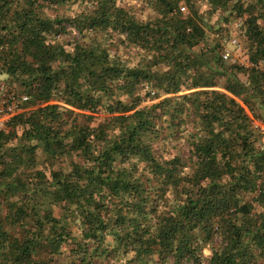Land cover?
<instances>
[{
  "label": "trees",
  "instance_id": "trees-1",
  "mask_svg": "<svg viewBox=\"0 0 264 264\" xmlns=\"http://www.w3.org/2000/svg\"><path fill=\"white\" fill-rule=\"evenodd\" d=\"M146 1L156 16L143 22L106 2L69 19L43 15V4L38 0H0V73L17 82L20 100L27 96L22 102L35 106L28 114L12 115L0 129V197L10 194L25 201L8 202L4 214L0 207V264H49L62 243L70 238L59 218L50 210L40 214L26 198L34 176L27 174L25 179L17 176L16 172L24 166L32 168L30 162L25 164L26 155L38 145L53 158L74 152L87 163L84 167L71 164L69 172L38 171L35 177L41 178V182L34 183L35 188L47 185L55 203L63 202L82 216L88 242L81 249L80 241L71 240L80 262H86L89 253L86 254L85 248L89 243L93 244L90 257L107 255L108 251L103 241L108 224L101 216V205L84 184L87 180L94 188H106L109 193L125 198V212L121 207L116 209L115 223L126 230L116 235L139 256L158 251L163 259L172 258V264L195 258L196 247L188 240V233L200 226L206 235L219 234L223 242L221 248L212 249L209 264H256L264 260V213L250 215L252 204L241 197L254 193V202L264 205V148L259 143L261 134H256L251 118L236 100L245 105L252 100L264 102V0H257L258 9L255 0H206L212 11L228 12L224 21L246 14L241 24L246 28L250 45L249 66L223 60L220 23L204 22L197 12L196 0ZM181 1L190 8L188 15L181 12L184 7L180 6ZM64 23H71L73 31L81 37L93 28L117 30L128 43L151 53L150 64L128 65L120 58H110L106 48L79 43L77 39L68 44L69 49L62 42L49 41L48 34L65 33ZM160 63L166 64L168 70L153 69ZM240 72L246 76L245 81L238 77ZM216 80H223L227 93L196 90L182 96L201 122L200 130L205 132L203 138L191 144L195 162L192 172L183 178L191 186L192 194L183 206L163 216L154 232L138 229L136 215L128 218L125 213L134 212L146 202V186L138 178L128 176V168L134 165L131 160L138 158L146 163L150 173L175 181L170 179L173 167L164 166L155 157L154 148L146 139L155 128L156 106L169 100L137 108L142 97L138 87L155 89L157 98L159 92L176 93L183 87L184 90L213 87ZM113 90L122 91L132 103L114 100ZM53 99L83 112L97 111L98 105H106L107 113H112L117 110L113 101L122 105V111L135 110L103 123L105 126L117 120L124 123L116 130L117 138L108 141L102 124L90 128L80 122L60 120V106L49 103ZM83 112L69 110L85 119L91 118ZM20 127L24 142L33 140L35 144L9 145L17 138L16 130ZM91 204L97 210L91 211L88 208ZM28 217L35 220L29 221ZM27 222L30 228L20 237L16 228L26 231ZM44 229L48 230V236L43 234ZM138 231L142 233L137 234Z\"/></svg>",
  "mask_w": 264,
  "mask_h": 264
},
{
  "label": "rangeland",
  "instance_id": "rangeland-1",
  "mask_svg": "<svg viewBox=\"0 0 264 264\" xmlns=\"http://www.w3.org/2000/svg\"><path fill=\"white\" fill-rule=\"evenodd\" d=\"M41 1L38 0L42 5L41 12L47 17H57V18H69L73 19L74 17L87 13L92 9L93 6H97L100 2H106L110 7H121L127 10L139 21H148L152 20L156 16V12L152 6L146 0H55V1ZM250 1V0H247ZM256 8L260 7V4L255 0ZM197 12L204 22H207L209 25H214L215 22L220 23L221 31L223 33V46L229 48L236 55V58L243 60L247 58L249 51V41L247 40V35L244 25L242 26L241 21L246 18V14L242 18L238 19L236 17L230 18L229 21H224L228 12H221L219 10L212 11L210 6L207 4L206 0H196ZM180 6H184V9L181 10L183 15L189 14V7L184 2L181 1ZM244 22V21H243ZM71 23H64L66 26L65 33L61 35H52L48 34L47 38L49 41H59L65 44L66 48H71L68 45L73 39H77L79 43L83 42L86 45L91 44L94 46H102L106 48L110 58L117 57L121 60H124L128 65L136 64H150L149 60L151 58V53L146 49L135 47L132 44L128 43L125 38L110 27L108 28H93L84 32V36L81 37L78 33H75L70 26ZM260 24H263L260 20ZM81 37V38H80ZM236 39L238 42V47H234V43L231 40ZM230 62H235L233 59ZM159 71L168 70V66L164 63H160L153 67V69ZM238 77L245 81L246 76L243 72L238 74ZM216 86L213 87H202L191 90H184L162 94L159 92L157 95L159 97L155 98V89L146 86L142 88L138 87L137 92L141 93V100L137 104V108L149 107L152 104H156L161 100L167 98L169 101L160 103L155 108V128L153 133H149L146 136L147 141L152 144L154 148L155 157L160 158L164 162V166H171V177L173 181L167 180V177L164 175H159L156 172H149V168L146 166V163L138 158L131 160V164L134 165L128 168V176L132 178H138L146 186V202L141 205L139 209H135L134 212H126V216L136 215L137 224H139L138 229L154 232L158 228L160 219L165 216L172 214L173 211L179 209L186 203V198L192 194L191 186L188 185L187 181L183 178L192 172L194 166V155L191 153V144L196 140L203 138L205 132L200 130L201 122H199L198 117L196 116L194 109L184 102L182 99L183 95H186L192 91L196 90H216L219 92H226L223 89V80H216ZM264 89V85H263ZM114 100H119L123 104L130 105L132 101L125 95H122V91L113 90ZM264 92V90H263ZM149 93V95H145ZM227 93V92H226ZM21 88L17 86L10 76L4 73H0V106L5 108L7 105H13L15 112H24L28 114L32 109L35 108L34 105L27 104V102H22L20 100ZM264 95V93H263ZM264 98V96H263ZM8 99H13L14 102L8 103ZM236 100L244 107L245 111L248 113L249 118L252 121V127L256 130V134L259 135V143L262 148H264V102L253 101L245 105L240 99ZM109 98L105 99V102H108ZM134 102V101H133ZM49 103L58 104L59 112L61 114V119L68 123L70 122H80L90 128H95L96 126L102 124V127L106 128V134L109 135L107 140L112 141L113 138H117L116 130L120 126L124 125L123 121L117 120L111 122L110 125L105 126L104 124L108 123L107 119L113 118L115 116L128 115L132 113L134 109L130 111H122V105L116 104L113 101L114 109L116 111L112 113H107L106 105H98L97 111H80L74 107L64 103L63 101L53 99ZM179 112L176 110L180 109ZM68 110V111H67ZM69 110L76 112H83L85 114L91 115L90 119H85L83 116H78L76 114L69 113ZM6 120V119H5ZM4 120V121H5ZM8 120V119H7ZM6 120V121H7ZM5 121V123H6ZM107 121V122H106ZM105 122V123H104ZM4 123V126H5ZM104 123V124H103ZM200 124V126H199ZM219 128L216 126V129ZM17 138L9 143V145H17L19 143H28L35 144V141L24 142L23 137L21 136L22 128H17ZM98 142V141H97ZM103 142V141H102ZM220 156V153L217 154ZM177 158L179 160L177 161ZM193 160V161H192ZM28 162L31 163L32 168H26L25 166L17 171V176L21 179H25L27 174L34 176V183L41 182V178L35 177L38 171L48 174L52 169L60 170L63 172L71 171V164H76L84 167L87 165L86 161L83 160L81 155L72 153L71 155L51 157L47 154L41 145L36 146L34 152L26 155L25 164ZM124 166H128L125 165ZM120 167L119 165L117 168ZM170 172V171H169ZM169 181V182H168ZM30 186V189L25 195L32 204L36 206V211L43 213L45 210H50L52 215L61 220L63 225H66L70 233V238L62 243L59 250L53 255L52 260L49 264H172V258H162L158 251L150 255H137L136 250L132 246L125 247V240L117 239V232L124 233L126 227L120 228L115 223V211L117 208H122V212H125L124 209V200L125 198L122 195H114L109 193L106 188H94L91 185V182L88 180L84 184L88 185V190L92 192L94 199L98 204H100L101 216L108 224V227L104 230L106 233L103 237L105 246H107V255L96 257L91 256L92 243H89L87 248H85L86 262H80L75 254V243H72L71 240L80 241L81 249L83 248L84 242H88V239L84 237V230L86 229L83 224H81L82 216L79 212L75 211L73 207L63 205V202L54 201L53 195L50 193L52 190L47 187V185H42V187L35 188V184ZM145 193V192H144ZM255 196L254 193L242 194V200L244 202H250L252 204L250 215H258L259 213H264V205L257 204L252 199ZM252 199V201H251ZM0 207L2 214L5 213V206L10 201H17L19 204H22L25 201H22L23 198L17 197L15 195H6L5 197H0ZM88 208L91 211L97 210L96 205H88ZM29 212L30 209L28 210ZM134 213V214H133ZM40 216V215H38ZM37 217V216H36ZM35 217H28L29 221L35 220ZM30 225L26 224V231L22 228L17 227L16 232L21 236L26 235L29 230ZM129 230V229H128ZM142 233V232H139ZM206 235V231L198 226L192 229L188 233V240L190 243L196 247L195 253L196 257L190 260H182L178 264H209V258L212 254V249L221 248L223 242L221 237L216 232H210ZM44 235L48 236V230L44 229ZM132 235H134L132 233ZM78 248V247H77ZM255 252H257L255 250ZM47 257H51L48 253H45ZM256 264H264V260L257 262Z\"/></svg>",
  "mask_w": 264,
  "mask_h": 264
},
{
  "label": "built area",
  "instance_id": "built-area-1",
  "mask_svg": "<svg viewBox=\"0 0 264 264\" xmlns=\"http://www.w3.org/2000/svg\"><path fill=\"white\" fill-rule=\"evenodd\" d=\"M181 10L184 9V7L180 8ZM232 43H234V47H238V42L236 41V39L231 40ZM222 58L225 61H232L233 59H235L236 62H239L241 64H244L245 66H249V61L248 58H245L243 60H239L236 58V55L233 53V51L229 48H226L225 46L223 47V51H222ZM263 68H261L262 70ZM264 71V70H263ZM27 99V96H22V100L24 101ZM12 104L13 99H8V103ZM18 112H15L13 109V105L9 106L7 105L5 108L0 106V129H2L4 127V123L7 119H9L12 115L17 114ZM6 119V120H5ZM5 120V121H4Z\"/></svg>",
  "mask_w": 264,
  "mask_h": 264
}]
</instances>
